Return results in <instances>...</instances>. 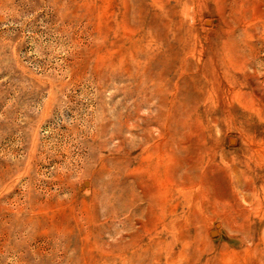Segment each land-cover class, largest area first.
<instances>
[{"label":"rangeland","instance_id":"obj_1","mask_svg":"<svg viewBox=\"0 0 264 264\" xmlns=\"http://www.w3.org/2000/svg\"><path fill=\"white\" fill-rule=\"evenodd\" d=\"M0 264H264V0H0Z\"/></svg>","mask_w":264,"mask_h":264}]
</instances>
